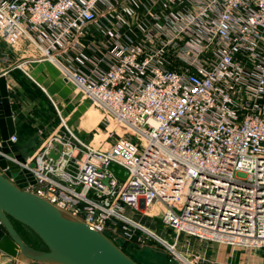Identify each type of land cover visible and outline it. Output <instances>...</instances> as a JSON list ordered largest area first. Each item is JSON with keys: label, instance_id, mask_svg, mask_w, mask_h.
Segmentation results:
<instances>
[{"label": "built area", "instance_id": "2783aa9c", "mask_svg": "<svg viewBox=\"0 0 264 264\" xmlns=\"http://www.w3.org/2000/svg\"><path fill=\"white\" fill-rule=\"evenodd\" d=\"M126 1L0 0L5 36L55 64L105 125L95 144L74 135L86 151L46 142L27 159L37 179L28 189L105 234L157 241L186 264L124 207L161 204L178 233L264 248V0H167L170 11L154 14L141 38L125 31ZM118 126L126 132L110 137ZM56 142L58 160L49 156ZM80 151L72 178L64 168ZM111 163L127 169L124 182Z\"/></svg>", "mask_w": 264, "mask_h": 264}, {"label": "water", "instance_id": "95a60500", "mask_svg": "<svg viewBox=\"0 0 264 264\" xmlns=\"http://www.w3.org/2000/svg\"><path fill=\"white\" fill-rule=\"evenodd\" d=\"M21 111V104L11 100L6 75L0 74V250L43 264H140L107 234L28 189L37 179L10 139L16 135L15 116ZM56 146L49 152L54 160L63 149L59 142ZM15 221L29 227L45 247L29 244Z\"/></svg>", "mask_w": 264, "mask_h": 264}, {"label": "crops", "instance_id": "0c3cea01", "mask_svg": "<svg viewBox=\"0 0 264 264\" xmlns=\"http://www.w3.org/2000/svg\"><path fill=\"white\" fill-rule=\"evenodd\" d=\"M167 3V0H127L124 11L130 15V24L125 31L141 38L145 26L152 22L154 14L165 15L170 11L171 6H167ZM128 9L133 13L129 14ZM35 54L26 40L12 41L0 30V74L7 77V88L12 102L21 104L22 111L15 116V134L18 138L15 143L26 159L33 158L49 140L76 145L74 135L86 141L88 133L93 130L86 108L79 117L75 113L77 104L84 107L87 101L76 98L75 86L61 74L55 64L48 60H34ZM60 112L68 117L67 123L62 122ZM81 156L80 151L74 159V169H70L72 160L64 168L65 173L72 178L78 174L77 160L80 161ZM211 251L207 256L215 261L220 260L218 252ZM257 256H248L246 259L249 262L254 261L253 264H264ZM0 264L43 263L30 260L21 254L12 256L0 250Z\"/></svg>", "mask_w": 264, "mask_h": 264}, {"label": "rangeland", "instance_id": "374dc122", "mask_svg": "<svg viewBox=\"0 0 264 264\" xmlns=\"http://www.w3.org/2000/svg\"><path fill=\"white\" fill-rule=\"evenodd\" d=\"M76 98L87 101V105H83L84 107L77 104L75 113L76 117H79L84 108L89 111L93 130L88 133L85 142H92L95 144L101 137L100 135L102 134L100 133H103L105 127L104 122H102V112L97 107L93 106L89 100L85 99L83 94L77 90ZM60 117L63 119V122H68V117L63 112H60ZM113 128L117 130V133H111L110 137H117L118 135L125 133L127 129L124 126ZM76 146L79 149L86 151V149L79 143H77ZM74 168L75 162L72 160L70 162V169L72 170ZM109 170L120 183L124 182L127 178V169L117 163H111L109 165ZM123 212L132 220L156 232L169 243L176 244L178 251H181L182 254L194 264H253L254 261L249 262L246 258L248 256L254 257V255H258L257 257L264 262V248H246L231 246L225 243L205 241L178 233V231L168 228L162 221L163 206L161 204H155L147 210L124 207ZM18 228L21 235L30 244L41 249L45 247L42 240L29 227L24 224H19ZM107 235L140 264H186L176 258L164 245L157 241L143 242L139 241L137 237L127 238L124 236H112L109 233ZM211 250L218 252L220 260L215 261L207 256L209 252H212ZM230 258L232 260H230Z\"/></svg>", "mask_w": 264, "mask_h": 264}, {"label": "trees", "instance_id": "16d2710c", "mask_svg": "<svg viewBox=\"0 0 264 264\" xmlns=\"http://www.w3.org/2000/svg\"><path fill=\"white\" fill-rule=\"evenodd\" d=\"M19 224H22V223H20V222H17V221H15V226H16V228L18 229V231H19V228H18V225ZM20 232V231H19ZM21 234V233H20ZM23 237V236H22ZM24 238V237H23ZM25 239V238H24ZM28 242V241H27ZM29 243V242H28ZM30 244V243H29ZM32 245V244H31ZM32 246H34V245H32ZM35 247V246H34ZM36 248H38V247H36Z\"/></svg>", "mask_w": 264, "mask_h": 264}, {"label": "bare ground", "instance_id": "6f19581e", "mask_svg": "<svg viewBox=\"0 0 264 264\" xmlns=\"http://www.w3.org/2000/svg\"><path fill=\"white\" fill-rule=\"evenodd\" d=\"M77 153H78V150L75 149V150H74V154H77Z\"/></svg>", "mask_w": 264, "mask_h": 264}]
</instances>
